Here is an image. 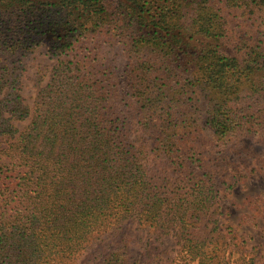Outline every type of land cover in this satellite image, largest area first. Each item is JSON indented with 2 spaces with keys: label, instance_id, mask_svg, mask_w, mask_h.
Listing matches in <instances>:
<instances>
[{
  "label": "trees",
  "instance_id": "1",
  "mask_svg": "<svg viewBox=\"0 0 264 264\" xmlns=\"http://www.w3.org/2000/svg\"><path fill=\"white\" fill-rule=\"evenodd\" d=\"M233 7L264 14V0H0L12 40L38 22L54 41L30 123L17 130L0 105V264H75L128 219L174 233L167 264H248L210 228L218 181L190 140L202 119L217 143L264 135V43L230 29ZM113 49L130 65L123 92ZM9 100L30 115L19 93ZM116 253L99 264H126Z\"/></svg>",
  "mask_w": 264,
  "mask_h": 264
},
{
  "label": "rangeland",
  "instance_id": "2",
  "mask_svg": "<svg viewBox=\"0 0 264 264\" xmlns=\"http://www.w3.org/2000/svg\"><path fill=\"white\" fill-rule=\"evenodd\" d=\"M228 12L230 29L234 33L243 34L246 29L249 31L247 34L264 43L263 13L255 14L249 20L252 14H243L234 7ZM239 22H244V26L235 27ZM30 26V33L19 31L20 34L12 40L15 35H11L12 32L7 28L9 26L0 23V39L2 37L9 44L15 41L21 43L15 49L5 42L0 43V103H5L0 105H9L4 107L7 110L4 117L13 119V124L19 131L30 123L35 98L40 88L48 82L54 64L51 56L54 41L47 27L38 22H33ZM114 51L115 49L108 55L106 63L110 67L115 66L119 89L123 92L126 89V70L130 65L125 55H115ZM11 90L21 95L29 116L19 118L15 112V104L10 100L8 104L2 101ZM133 112L137 113V110ZM137 120L138 117L133 120L132 138L136 143L145 145L148 163L153 167V136H148ZM190 137L192 145L218 181L212 208L216 213L210 228L217 226L216 232L226 235V240L232 238L235 249H243L248 264H264V135L238 134L227 144L217 143L212 130L205 127L202 119L196 124L195 134ZM9 141V135L0 136V164L8 160L3 149L8 147ZM178 249L179 244L173 232L163 234L162 237H150L135 220L128 219L95 247L82 253L75 264H99L106 254L114 250L119 253H116L115 259L119 256L126 264H167L177 256ZM239 256L240 252H236L233 258L237 259Z\"/></svg>",
  "mask_w": 264,
  "mask_h": 264
}]
</instances>
